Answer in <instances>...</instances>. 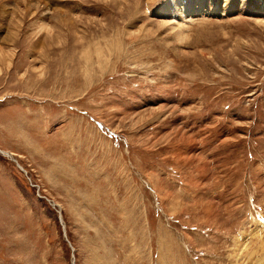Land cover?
<instances>
[{"label": "rangeland", "instance_id": "374dc122", "mask_svg": "<svg viewBox=\"0 0 264 264\" xmlns=\"http://www.w3.org/2000/svg\"><path fill=\"white\" fill-rule=\"evenodd\" d=\"M170 1L0 0V264H264V0Z\"/></svg>", "mask_w": 264, "mask_h": 264}, {"label": "bare ground", "instance_id": "6f19581e", "mask_svg": "<svg viewBox=\"0 0 264 264\" xmlns=\"http://www.w3.org/2000/svg\"><path fill=\"white\" fill-rule=\"evenodd\" d=\"M35 2V1H34ZM189 2H192V0H171L168 3L169 9L168 11H165L166 13H171L173 15H185L186 14V10L188 8H191V6L188 5ZM36 4V2H35ZM192 5V4H191ZM33 6V5H32ZM37 7V6H36ZM28 12V11H27ZM161 14V13H160ZM4 53V52H3ZM10 63V62H9ZM7 155H9L10 153L5 152Z\"/></svg>", "mask_w": 264, "mask_h": 264}]
</instances>
